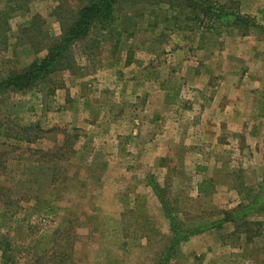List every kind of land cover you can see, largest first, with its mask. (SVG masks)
I'll return each instance as SVG.
<instances>
[{"label": "rangeland", "instance_id": "1", "mask_svg": "<svg viewBox=\"0 0 264 264\" xmlns=\"http://www.w3.org/2000/svg\"><path fill=\"white\" fill-rule=\"evenodd\" d=\"M133 1L118 44L92 33L69 68L0 91V264H264V0H197L237 27ZM62 3L9 20L0 77L45 56L20 30L58 36Z\"/></svg>", "mask_w": 264, "mask_h": 264}, {"label": "trees", "instance_id": "2", "mask_svg": "<svg viewBox=\"0 0 264 264\" xmlns=\"http://www.w3.org/2000/svg\"><path fill=\"white\" fill-rule=\"evenodd\" d=\"M77 4L75 8H69L66 3H62L61 6H56L51 16L59 25L60 34L58 36L50 35L46 30H43V26L46 22L39 16H34L27 22L20 30L21 33H26L31 30L30 33H35L36 37L28 40L27 43H32L35 40L34 45L37 49L36 52L45 51L46 54L42 59L33 60L18 72L11 73L9 75L4 74L0 77V91H12L17 93H24L33 87L45 82L48 79V75L63 71L72 65L71 50L76 44H86L91 40L92 33H97L99 39L103 41L112 40L116 38L114 45L118 44L119 37L128 32L131 33L133 29L130 25L129 19L131 17L144 20L145 15L140 13L132 16L122 5L125 3L137 4L133 0H76ZM144 1L143 6L150 9L148 16L154 14V11H165L162 7V3H168L169 10L173 8L185 7L190 9V12L199 10L203 17L208 20L218 19H232V26H239L247 24L250 21L248 17H242L236 12L225 11L222 6L215 7L213 4L208 3L204 6L198 3L197 0H137ZM30 0H6V4L0 9V35L5 43L8 40L7 33L9 32L8 22L13 16L20 14H26L28 12V4ZM177 5H174L176 3ZM174 5V6H173ZM128 9V8H127ZM264 14V12H263ZM264 20V16L262 17ZM179 17L176 18V21ZM166 21V20H163ZM175 21V22H176ZM201 22V21H200ZM155 24L152 26L154 28ZM213 26H208L205 29L212 31ZM113 28V29H112ZM131 28V29H130ZM33 30V31H32ZM117 31L118 33H114ZM137 31V30H136ZM19 36H17L18 38ZM16 39V38H15ZM8 48V45L4 47V50ZM259 113L261 118L264 119V95L259 104ZM210 184L208 181H202L197 187L198 194L206 193ZM248 196L247 199H250ZM252 201L251 203H254ZM220 224L225 220H219ZM227 222V221H226Z\"/></svg>", "mask_w": 264, "mask_h": 264}, {"label": "crops", "instance_id": "3", "mask_svg": "<svg viewBox=\"0 0 264 264\" xmlns=\"http://www.w3.org/2000/svg\"><path fill=\"white\" fill-rule=\"evenodd\" d=\"M236 84L239 85L238 82H237ZM225 88H229V89H231L232 87H231V85H230V86H229V85H228V86L226 85ZM210 100H211V99H209V101H210ZM213 101H214L215 103H216V102H222V101H224V99H222V98L217 99V97H215V98H213ZM205 109H206V108H205ZM222 110H223L222 108L219 109L220 112H223ZM223 113H224V112H223ZM228 115H229V114H228ZM216 136H218V135L216 134Z\"/></svg>", "mask_w": 264, "mask_h": 264}]
</instances>
